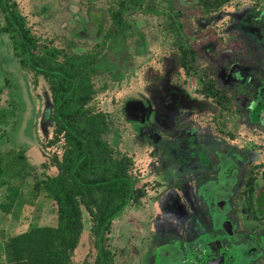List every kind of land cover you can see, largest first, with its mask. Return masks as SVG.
Segmentation results:
<instances>
[{"label": "flooded vegetation", "instance_id": "flooded-vegetation-1", "mask_svg": "<svg viewBox=\"0 0 264 264\" xmlns=\"http://www.w3.org/2000/svg\"><path fill=\"white\" fill-rule=\"evenodd\" d=\"M118 1L110 9L86 10V19L74 15L72 35L98 40L96 49L81 53L96 51L99 56L106 51L108 73L117 77L125 68H115L108 52L119 61L128 46L139 44L144 50V28L150 17L159 20L156 29L172 35L175 53L168 63L161 61L164 71L146 90L147 104L155 110L152 118H147L148 110L143 117L135 103L133 125L175 146L177 141V158L190 149L186 156L194 162L183 170L177 160V179L165 191L182 210V219L173 218L168 234L154 231V243L141 248L136 264H264V0H256L255 9L237 18L235 45L248 58L230 64L226 57L220 59L225 64L210 60L216 50L210 14L227 0L207 9L197 0H141L138 7L115 10ZM196 37L211 41L198 46ZM183 48L193 53L184 64ZM134 188L138 198L127 205L138 202L145 191Z\"/></svg>", "mask_w": 264, "mask_h": 264}, {"label": "rangeland", "instance_id": "rangeland-1", "mask_svg": "<svg viewBox=\"0 0 264 264\" xmlns=\"http://www.w3.org/2000/svg\"><path fill=\"white\" fill-rule=\"evenodd\" d=\"M13 1L18 12L24 16L29 34L35 39L37 48L49 44L62 47L73 37L71 42L76 52L96 49L98 40L72 35L77 26L74 15L86 19V10H104L116 3V0ZM154 3L158 5L161 2ZM258 5L256 0H227L212 11L210 25L214 36L212 41H215L213 47H216L215 52L212 51V62H223L220 59L226 57L227 64H230L240 57L248 58L245 50L237 51V40L233 32L237 18ZM190 10L194 9L189 8L188 11ZM190 13L196 14L195 11ZM148 22L143 31L144 50L128 46L127 50H121L119 61L118 56L112 57L114 55L108 52L109 59L118 64L115 68H125L122 69V76L116 77L113 73H108L111 68L106 57L102 60L98 77L104 78L107 88L96 90L88 104L93 110L100 109L110 114L112 127L117 130L114 132L116 149L129 155L132 160L129 173L134 178L133 185L145 188L139 201L126 205L111 220L103 234L110 264H136L142 253L141 248L144 250L146 246L149 248L154 243V231L160 232L164 229L167 232H163V235L168 234L173 228V218L182 219V210L178 206L175 208L174 197L166 195L165 191L169 190L167 187L170 182L177 179L179 161L184 166L183 170L189 166L193 168L194 164L186 156L190 149H183L185 155L177 158V141L175 146L173 141L146 135L139 126L133 125L137 116L135 109L138 107L143 117H146L148 110L147 118H152L155 110L152 105L147 104L150 100L146 90L154 81V76L164 71L165 65L160 64L161 61L166 60L168 63L175 53L172 35L160 33L156 29L159 20L150 17ZM2 24L3 17L0 12V26ZM196 38L195 44L198 46L211 41ZM100 49L102 51L103 47ZM261 60L260 67L264 69V56ZM199 64L203 62L199 61ZM5 81L11 93L12 104H6L7 95H0V111L2 108L7 111L3 115L0 113V260H3L2 244L9 236L31 226L54 224L55 216L49 197L41 190H34L32 185L37 179L56 173L50 159L52 155L60 154L58 144H48L52 129L46 115L47 108L50 111L48 85L41 75L18 63L7 34L0 32V86ZM93 82L97 88L98 81L93 78ZM19 155L21 159L17 158ZM19 167L22 169L19 170ZM11 188L16 190L17 197L10 211L5 213L1 206L9 202ZM94 241L90 224L85 220L78 243L70 257L71 263L93 264ZM130 248H134L135 253Z\"/></svg>", "mask_w": 264, "mask_h": 264}, {"label": "trees", "instance_id": "trees-1", "mask_svg": "<svg viewBox=\"0 0 264 264\" xmlns=\"http://www.w3.org/2000/svg\"><path fill=\"white\" fill-rule=\"evenodd\" d=\"M224 1L197 0V4L207 9ZM140 3L141 0H119L115 10L138 7ZM0 12V32L7 34L18 63L41 75L48 85L50 111L47 108L46 115L52 124L48 144L60 147V154L50 159L56 173L32 185L49 197L54 224L31 226L9 236L2 244L0 264H72L70 257L85 220L95 239L93 264H110L103 234L127 202L136 201L139 194L134 192L137 189L129 173L131 157L119 152L114 144L117 130L112 127V119L108 113L88 105L95 90L107 87L104 78L98 77L105 53L97 56L96 51L76 52L71 42L65 47L37 48L13 0H0ZM182 51L184 64L193 53L185 48ZM92 78L98 81L96 89ZM0 95H7L6 104H12L6 81L0 86ZM6 112L4 108L0 111L2 115ZM16 197V190L11 188L9 202L1 206L5 213Z\"/></svg>", "mask_w": 264, "mask_h": 264}]
</instances>
